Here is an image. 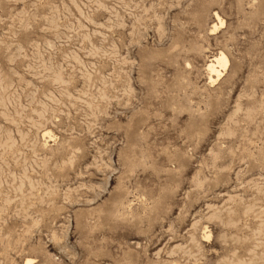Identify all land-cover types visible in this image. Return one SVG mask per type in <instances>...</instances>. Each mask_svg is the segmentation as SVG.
Segmentation results:
<instances>
[{
	"label": "rangeland",
	"instance_id": "obj_1",
	"mask_svg": "<svg viewBox=\"0 0 264 264\" xmlns=\"http://www.w3.org/2000/svg\"><path fill=\"white\" fill-rule=\"evenodd\" d=\"M26 261L264 264V0H0V264Z\"/></svg>",
	"mask_w": 264,
	"mask_h": 264
},
{
	"label": "bare ground",
	"instance_id": "obj_2",
	"mask_svg": "<svg viewBox=\"0 0 264 264\" xmlns=\"http://www.w3.org/2000/svg\"><path fill=\"white\" fill-rule=\"evenodd\" d=\"M216 20L219 21L218 16L214 15ZM221 25V22H219ZM215 26H213V30ZM228 60L226 59L224 54L219 53L218 55L210 58L209 63L206 66V72L210 75L209 81L214 83L219 80L222 75V71H224L227 66ZM30 261H26L25 264H29Z\"/></svg>",
	"mask_w": 264,
	"mask_h": 264
}]
</instances>
